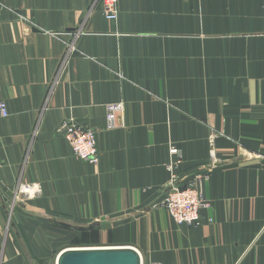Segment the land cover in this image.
<instances>
[{
	"label": "crops",
	"instance_id": "1",
	"mask_svg": "<svg viewBox=\"0 0 264 264\" xmlns=\"http://www.w3.org/2000/svg\"><path fill=\"white\" fill-rule=\"evenodd\" d=\"M118 4L108 20L102 0H0V264L118 246L147 263L264 264V0ZM67 119L96 130L100 163L74 156ZM172 171L208 174L197 225L160 205ZM20 184L40 192L14 201Z\"/></svg>",
	"mask_w": 264,
	"mask_h": 264
},
{
	"label": "built area",
	"instance_id": "2",
	"mask_svg": "<svg viewBox=\"0 0 264 264\" xmlns=\"http://www.w3.org/2000/svg\"><path fill=\"white\" fill-rule=\"evenodd\" d=\"M99 0H95L98 2ZM103 14L108 20H117L119 16L118 0H102ZM75 50L74 43L69 44L68 52ZM106 123L105 130H112L118 127V119L125 110L123 101L109 102L105 105ZM10 115L6 102L0 101V119L7 118ZM57 132L62 134L70 143L73 154L76 158L91 164H98L101 161V151L98 147L96 130L89 127L79 125L73 119L64 120L57 128ZM215 135L211 137L213 145ZM176 147L171 149V154H178ZM169 169H173V165L169 164ZM171 180L165 186V198L160 205L165 208L171 218L179 223L186 225H197L201 220L202 211L211 207V200L206 198L203 192V184L208 178V174L198 172L186 181L177 172L171 173ZM40 192L37 188L20 184L14 201L19 198V194L33 196ZM212 220V219H210ZM136 249V248H135ZM137 250V249H136ZM141 264H164L162 261H152L147 263L142 258L140 252Z\"/></svg>",
	"mask_w": 264,
	"mask_h": 264
},
{
	"label": "water",
	"instance_id": "3",
	"mask_svg": "<svg viewBox=\"0 0 264 264\" xmlns=\"http://www.w3.org/2000/svg\"><path fill=\"white\" fill-rule=\"evenodd\" d=\"M56 264H141V258L131 246L67 247L59 253Z\"/></svg>",
	"mask_w": 264,
	"mask_h": 264
}]
</instances>
